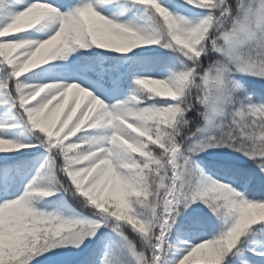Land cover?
Listing matches in <instances>:
<instances>
[{
    "label": "snow or ice",
    "instance_id": "snow-or-ice-1",
    "mask_svg": "<svg viewBox=\"0 0 264 264\" xmlns=\"http://www.w3.org/2000/svg\"><path fill=\"white\" fill-rule=\"evenodd\" d=\"M0 264H264V0H0Z\"/></svg>",
    "mask_w": 264,
    "mask_h": 264
}]
</instances>
